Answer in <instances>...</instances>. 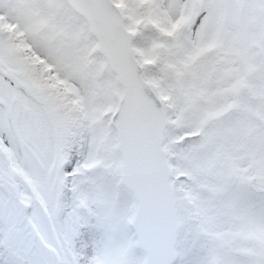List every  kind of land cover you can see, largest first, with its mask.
Returning a JSON list of instances; mask_svg holds the SVG:
<instances>
[{
	"label": "snow or ice",
	"instance_id": "6c2138e0",
	"mask_svg": "<svg viewBox=\"0 0 264 264\" xmlns=\"http://www.w3.org/2000/svg\"><path fill=\"white\" fill-rule=\"evenodd\" d=\"M0 264H264V0H0Z\"/></svg>",
	"mask_w": 264,
	"mask_h": 264
}]
</instances>
